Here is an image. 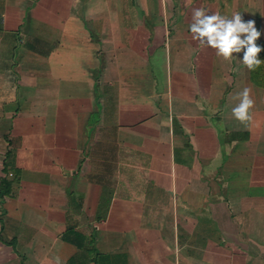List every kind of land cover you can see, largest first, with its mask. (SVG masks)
Masks as SVG:
<instances>
[{
  "label": "crops",
  "instance_id": "obj_1",
  "mask_svg": "<svg viewBox=\"0 0 264 264\" xmlns=\"http://www.w3.org/2000/svg\"><path fill=\"white\" fill-rule=\"evenodd\" d=\"M201 7L264 42V0H0V264H264V86Z\"/></svg>",
  "mask_w": 264,
  "mask_h": 264
},
{
  "label": "clouds",
  "instance_id": "obj_2",
  "mask_svg": "<svg viewBox=\"0 0 264 264\" xmlns=\"http://www.w3.org/2000/svg\"><path fill=\"white\" fill-rule=\"evenodd\" d=\"M192 39L199 45L216 50V55L231 61L234 53L244 52L242 63L250 70H256L261 63L258 54L264 48L258 46L256 41L261 36L257 30L255 20L244 21L240 13H234L232 18L222 16L219 13L207 14L203 7L192 10V23L189 25ZM239 100L237 106L232 109V115L241 123L252 120L251 109L255 101L251 98V89L245 87L233 97Z\"/></svg>",
  "mask_w": 264,
  "mask_h": 264
},
{
  "label": "trees",
  "instance_id": "obj_3",
  "mask_svg": "<svg viewBox=\"0 0 264 264\" xmlns=\"http://www.w3.org/2000/svg\"><path fill=\"white\" fill-rule=\"evenodd\" d=\"M258 46H261L264 48V42L257 43ZM258 58L264 61V51H261L258 54ZM254 80L258 85H263L264 86V63H261V65L254 71ZM11 191V183L9 182H2L0 185V196H9Z\"/></svg>",
  "mask_w": 264,
  "mask_h": 264
}]
</instances>
